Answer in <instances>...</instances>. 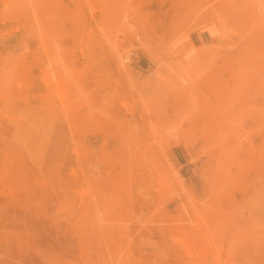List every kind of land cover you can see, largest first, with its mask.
Instances as JSON below:
<instances>
[{
	"label": "rangeland",
	"instance_id": "1",
	"mask_svg": "<svg viewBox=\"0 0 264 264\" xmlns=\"http://www.w3.org/2000/svg\"><path fill=\"white\" fill-rule=\"evenodd\" d=\"M0 264H264V0H0Z\"/></svg>",
	"mask_w": 264,
	"mask_h": 264
},
{
	"label": "bare ground",
	"instance_id": "2",
	"mask_svg": "<svg viewBox=\"0 0 264 264\" xmlns=\"http://www.w3.org/2000/svg\"><path fill=\"white\" fill-rule=\"evenodd\" d=\"M28 1V0H27ZM177 4V3H176ZM261 5V4H260ZM240 7V6H239ZM254 10V9H253ZM261 15V14H260ZM258 16V15H257ZM197 17V16H196ZM261 21V20H260ZM246 23V22H245ZM251 29V28H250ZM253 35V34H252ZM244 40V39H243ZM263 40V39H262ZM237 41V40H236ZM246 42V41H245ZM251 42V41H250ZM154 59V58H153ZM238 60H239V58H238ZM253 64V63H252ZM239 69V68H238ZM44 82V81H43ZM26 83H27V81H26ZM30 167V166H29ZM77 168V167H76ZM75 169V168H74ZM73 169V170H74ZM80 170V169H79ZM35 171V170H34ZM34 171H31V172H33L34 173ZM27 172V171H26ZM30 171H29V173H31ZM70 172V171H69ZM28 173V172H27ZM35 174H36V172H35ZM70 175V174H69ZM37 176V175H36ZM33 177V176H32ZM74 177H75V175H74ZM82 178V177H81ZM33 179V178H32ZM38 181V180H37ZM83 182V181H82ZM75 186V185H74ZM88 186V185H87ZM90 187V186H89ZM83 189V188H82ZM87 190L89 191V189H88V187H87ZM87 190H85V192L87 191ZM72 192V191H71ZM84 194V193H83ZM83 196V195H82ZM78 197V196H77ZM172 225V224H171ZM175 225V224H174ZM49 229V228H48ZM172 229V228H171ZM170 229V231H172ZM175 233V232H174ZM175 235V234H174ZM178 235V234H177ZM179 238V237H178ZM179 240V239H178ZM53 241V240H52ZM174 241V240H173ZM180 241V240H179ZM181 242V241H180ZM179 242V243H180ZM56 243V242H55ZM176 245V244H175ZM179 245V244H178ZM181 245V244H180ZM58 246V245H57ZM185 246V245H184ZM179 248H180V246H179ZM178 248V249H179ZM182 248H183V246H182ZM186 248V247H185ZM184 250V249H183ZM189 250V249H188ZM195 250V249H194ZM178 251V250H177ZM184 251H186V250H184ZM184 251H180V252H184ZM190 251V250H189ZM198 251V250H197ZM185 253V252H184ZM187 253V252H186ZM188 254V253H187ZM194 254V253H193ZM189 255H190V253H189ZM187 256V255H186ZM150 262V261H149Z\"/></svg>",
	"mask_w": 264,
	"mask_h": 264
}]
</instances>
